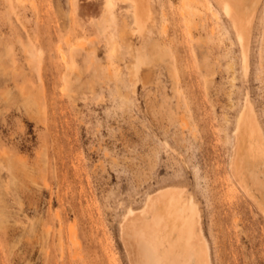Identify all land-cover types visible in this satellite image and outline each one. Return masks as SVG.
<instances>
[{
    "label": "rangeland",
    "instance_id": "rangeland-1",
    "mask_svg": "<svg viewBox=\"0 0 264 264\" xmlns=\"http://www.w3.org/2000/svg\"><path fill=\"white\" fill-rule=\"evenodd\" d=\"M152 1L145 40L122 0H0V264H130L125 214L172 187L211 264H264L231 170L248 103L264 135V1L247 64L213 0Z\"/></svg>",
    "mask_w": 264,
    "mask_h": 264
},
{
    "label": "bare ground",
    "instance_id": "bare-ground-1",
    "mask_svg": "<svg viewBox=\"0 0 264 264\" xmlns=\"http://www.w3.org/2000/svg\"><path fill=\"white\" fill-rule=\"evenodd\" d=\"M122 1L130 4V7L127 4V9H132V13H127L131 17L126 16L130 20L125 17L130 23V33H138L146 40L152 27L150 25L155 20L153 1ZM213 1L230 21L247 64L250 39L264 0ZM125 19L123 34L129 33ZM236 131L231 170L242 188L247 193H253L252 198L264 214V135L251 104L243 108ZM185 194V190L180 188L160 190L148 195L141 209L127 211L120 225V234L130 264H211L202 230L201 211L193 198Z\"/></svg>",
    "mask_w": 264,
    "mask_h": 264
}]
</instances>
